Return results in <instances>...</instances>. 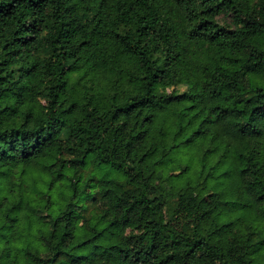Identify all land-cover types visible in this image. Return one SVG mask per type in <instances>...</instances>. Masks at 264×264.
I'll list each match as a JSON object with an SVG mask.
<instances>
[{"label": "trees", "instance_id": "obj_1", "mask_svg": "<svg viewBox=\"0 0 264 264\" xmlns=\"http://www.w3.org/2000/svg\"><path fill=\"white\" fill-rule=\"evenodd\" d=\"M0 191V264H264V0H0Z\"/></svg>", "mask_w": 264, "mask_h": 264}, {"label": "rangeland", "instance_id": "obj_2", "mask_svg": "<svg viewBox=\"0 0 264 264\" xmlns=\"http://www.w3.org/2000/svg\"><path fill=\"white\" fill-rule=\"evenodd\" d=\"M78 77L75 76L74 79H73V85L74 87H79L78 86ZM170 89H168L169 91ZM186 90V87L183 85V86H180L177 88V91L179 92H182ZM172 166H176V164L174 163ZM41 169V166L39 164H33V165H30V166H26L24 169L22 167H18V168H14L12 170H10L9 172H7V175H10L12 173L16 174L18 176L19 179H23V178H31V179H37V180H40L41 179V176H42V171L40 170ZM167 174H173V186H171L170 184V181H167L166 184H165V187H166V191L167 192H172L171 190V187H175L176 190H178V188H180L182 186V184L185 182L186 178H188L189 176H198V169L197 171H194V172H191V173H182L181 171H175L174 173H170L168 172ZM199 177V176H198ZM10 182V179L9 177H6L3 184L5 183H9ZM219 183H217L216 185H219ZM1 192V191H0ZM204 193H206V190H204ZM226 193L227 194H230V191H229V187L227 186V190H226ZM37 195H35L34 193H32V198L36 199ZM55 196H57V191L55 192ZM185 217V216H184ZM242 218L241 219H238L236 222H237V225H242V221L249 218V217H254L252 215L251 212H248V211H243V210H231V211H228V210H225L224 213L221 215V221L223 220L224 222H228V221H232L234 219H237V218ZM170 220H172L171 217H169ZM183 219V218H182ZM259 221V220H258ZM261 222V221H260ZM19 246H21V243H19Z\"/></svg>", "mask_w": 264, "mask_h": 264}]
</instances>
